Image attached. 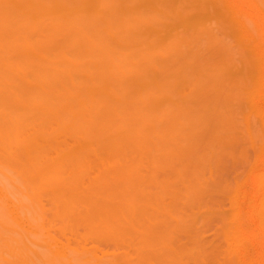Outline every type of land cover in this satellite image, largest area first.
Masks as SVG:
<instances>
[{"label": "bare ground", "instance_id": "bare-ground-1", "mask_svg": "<svg viewBox=\"0 0 264 264\" xmlns=\"http://www.w3.org/2000/svg\"><path fill=\"white\" fill-rule=\"evenodd\" d=\"M0 264H264V0H0Z\"/></svg>", "mask_w": 264, "mask_h": 264}]
</instances>
